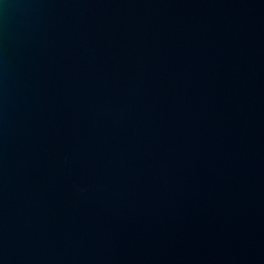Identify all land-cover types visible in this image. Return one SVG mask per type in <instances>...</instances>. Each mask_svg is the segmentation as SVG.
Segmentation results:
<instances>
[{
	"label": "water",
	"instance_id": "1",
	"mask_svg": "<svg viewBox=\"0 0 264 264\" xmlns=\"http://www.w3.org/2000/svg\"><path fill=\"white\" fill-rule=\"evenodd\" d=\"M0 264H264V0H0Z\"/></svg>",
	"mask_w": 264,
	"mask_h": 264
}]
</instances>
